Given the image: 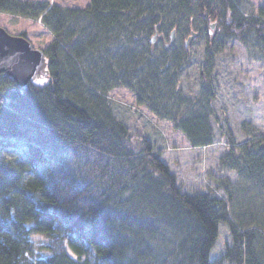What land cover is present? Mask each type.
Masks as SVG:
<instances>
[{
    "label": "trees",
    "instance_id": "trees-1",
    "mask_svg": "<svg viewBox=\"0 0 264 264\" xmlns=\"http://www.w3.org/2000/svg\"><path fill=\"white\" fill-rule=\"evenodd\" d=\"M244 1L92 0L81 10H48L47 3L0 0V13L42 18L55 38L44 51L49 71L44 83L30 82L22 91L0 75V264H264L259 127L244 122L243 143L231 130L224 132L221 168L208 175L214 187L188 193L161 150L149 140L129 147L126 124L103 106L108 91L128 88L192 148L214 145L210 76L224 49L218 32L243 43L253 32L264 47V8L245 14ZM191 19L206 26L198 34L209 50L202 99L184 108L182 64L190 47L183 41L179 54H148L156 33L163 39L171 29H184L181 41L187 38L195 31ZM125 35L130 46L112 45ZM137 45L142 53H136ZM131 61L132 71L117 67ZM10 150L22 156L2 159ZM225 171L235 172L236 181ZM223 225L231 243L211 260Z\"/></svg>",
    "mask_w": 264,
    "mask_h": 264
},
{
    "label": "rangeland",
    "instance_id": "rangeland-1",
    "mask_svg": "<svg viewBox=\"0 0 264 264\" xmlns=\"http://www.w3.org/2000/svg\"><path fill=\"white\" fill-rule=\"evenodd\" d=\"M19 1L38 4L47 3L50 6L48 10L53 6L81 10L87 8L92 0ZM260 8H264V0L244 1L245 14L257 15ZM188 23L195 30L192 32L201 34V31L205 32L206 30V26L199 19H191ZM183 25L186 28V24L183 23ZM0 26L11 35H24L31 42L33 48L42 51L47 50L55 39L53 34L45 28L42 18L34 21L0 13ZM171 30L165 33L166 38H161V32L156 35L154 48L151 49L152 51L148 56L150 54L158 58L166 54L172 56L173 51L179 54L178 51L182 47V42L186 41L192 32L181 41V36L185 32L184 29H182L183 31L175 30L176 41L171 46ZM215 33L216 30L211 36ZM217 42L222 44L224 49L217 54L215 68L210 76L213 83L212 91L215 93V99L212 102L215 116L211 117L215 133V144L210 147L192 148L186 137L180 131L174 130L171 122L159 119L147 106L139 105L138 95L128 88H114L103 97V106L118 121L126 124L131 137L128 143L129 147L138 148L144 140L151 141L157 149L161 150L163 153L162 159L170 166L171 171L177 175L180 184L188 193L210 192V188L214 187V183L208 175H218L221 168V160L227 148L226 142L221 138L224 132L231 130L234 138L239 143L247 140L242 130L244 122H252L264 132V47L258 42L253 32L247 35V43L233 37L226 38L218 32ZM123 44L125 46L126 44L131 45L126 35L122 36L120 42L115 41L112 45L122 47ZM133 45H135L134 43L132 47L136 48ZM165 47L170 51L166 53ZM118 49L120 50V48ZM208 50L209 46L203 35L201 38H196L187 53H185L181 76V94L184 98V108L197 105L199 98L202 99V75L203 72L206 74L207 71L205 54ZM142 52L140 46L137 45L136 53ZM126 66L131 71L136 67L133 61L131 63L125 62L124 67L119 65L117 67L124 70ZM202 102L204 106H207L204 99ZM91 103L93 102L91 101ZM200 108L201 104L198 109ZM98 109L101 110L99 107ZM19 156H22V153L10 150L1 155V158L13 160L18 159L16 157ZM224 175L229 176L232 181L237 179V174L233 171H225ZM217 196L225 198L222 191L217 192ZM228 243H231L229 230L227 226L223 225L220 229L216 249L212 251L211 260L222 255Z\"/></svg>",
    "mask_w": 264,
    "mask_h": 264
},
{
    "label": "water",
    "instance_id": "water-1",
    "mask_svg": "<svg viewBox=\"0 0 264 264\" xmlns=\"http://www.w3.org/2000/svg\"><path fill=\"white\" fill-rule=\"evenodd\" d=\"M216 24H211L212 35ZM157 33L152 37L154 46ZM199 34L192 32L185 41L186 47L192 46ZM176 41V31L171 34V44ZM11 77L23 91H27L30 82L42 84L49 76L48 60L44 51L33 48L29 40L23 36H14L0 27V75Z\"/></svg>",
    "mask_w": 264,
    "mask_h": 264
}]
</instances>
